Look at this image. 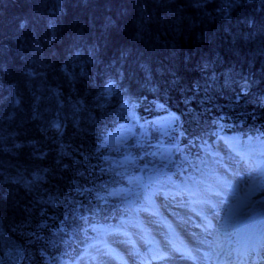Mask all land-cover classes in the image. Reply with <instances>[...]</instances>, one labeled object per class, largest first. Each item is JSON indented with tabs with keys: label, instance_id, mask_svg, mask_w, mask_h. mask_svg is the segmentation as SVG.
I'll return each instance as SVG.
<instances>
[{
	"label": "trees",
	"instance_id": "16d2710c",
	"mask_svg": "<svg viewBox=\"0 0 264 264\" xmlns=\"http://www.w3.org/2000/svg\"><path fill=\"white\" fill-rule=\"evenodd\" d=\"M191 5L0 0V192L11 195L0 207V264L68 263L86 249L88 222L115 221L87 209L119 211L117 189L134 176L197 172L220 135L264 139V3L237 7L230 21L214 11L219 0ZM141 8L152 21L137 41ZM108 17L123 31L105 35ZM110 80L118 90L101 97ZM168 116L175 124L151 143L106 145L122 127ZM37 173L44 179L29 191Z\"/></svg>",
	"mask_w": 264,
	"mask_h": 264
},
{
	"label": "rangeland",
	"instance_id": "374dc122",
	"mask_svg": "<svg viewBox=\"0 0 264 264\" xmlns=\"http://www.w3.org/2000/svg\"><path fill=\"white\" fill-rule=\"evenodd\" d=\"M168 117L152 125L122 127L106 141V145L112 147L135 137L151 143L153 134H167L175 124L174 118ZM219 138L220 140L205 150V160L198 166V172L201 171L202 175L196 174L195 178L191 174L183 175L181 183L174 181L163 171L147 175L138 174L129 181L128 186L117 189V193L124 199L116 200L121 206L119 211L115 208H105L103 204L100 207L88 208L86 216L93 214L97 218L103 216L108 217V220L114 218L117 225L104 229L99 233L98 240L89 242L90 235L100 226L95 222H88V227L83 233L86 238V252L76 261L70 260L65 264H143L142 258L150 257L154 247H162L165 238L173 239L178 246L186 245L197 253L194 256L198 259L180 261L178 264H215L216 259L208 261L209 254L214 255L216 248L221 252L228 240H233L235 235L239 234L240 225L257 216H260L258 222L264 221V194L257 193L250 200L241 199L248 182L247 173L253 171L254 176L264 173V140H242L235 135L233 137L220 135ZM159 141L161 143L162 138H159ZM172 146L168 145L166 155L170 154ZM214 146L215 148H212ZM163 150L161 147L160 151ZM237 152L241 155L238 156ZM126 161L129 160L126 159L124 162ZM207 167H211L210 172H207ZM192 180L203 181L195 196L190 190ZM259 182L258 180L257 183ZM208 186L213 191L223 193L219 197L211 198L215 204L214 209L194 203L209 196L204 190ZM225 199L228 203H224ZM194 207L201 213L200 216L192 211ZM153 211L159 215L152 216ZM111 212L115 217L111 216ZM207 213H210L208 218ZM119 214L121 216H118ZM92 220H95V217ZM209 220L211 228H207ZM168 224L172 225L171 233L166 227ZM260 224L261 222L257 227ZM212 237L223 239L214 241ZM73 240L74 243L77 242L75 238ZM227 258L231 257L227 255ZM151 264L163 262L154 260Z\"/></svg>",
	"mask_w": 264,
	"mask_h": 264
},
{
	"label": "snow or ice",
	"instance_id": "6c2138e0",
	"mask_svg": "<svg viewBox=\"0 0 264 264\" xmlns=\"http://www.w3.org/2000/svg\"><path fill=\"white\" fill-rule=\"evenodd\" d=\"M81 2H86V0H81ZM133 3L137 2V0H132ZM156 3L166 2V3H172L173 0H155ZM255 2V0H219V5L214 9V11L223 19L226 21L231 20V13L237 8L244 6L246 3ZM260 3H264V0H259ZM216 3V0H192V7L196 9H203L207 10L208 6L210 4ZM127 10H123L120 15L126 16ZM206 15L210 16V13L208 11L205 12ZM152 21V17L145 14V10L141 8L139 10L138 18L134 21L136 32L134 35V40H142L144 38V33L147 31V24ZM254 22L252 20L248 21L249 25H252ZM20 28L24 27V23L22 22L19 25ZM104 30L105 35L110 34L112 31L116 32H122L123 29L119 27L117 20H113L111 17L106 18V22L104 24ZM206 34H201L200 39L203 40L205 38ZM128 49L125 48L122 50V54L127 52ZM178 55L176 53L175 48L172 49V58L174 59L175 56ZM191 59V55L185 54L184 60L185 62L189 61ZM2 70V69H0ZM27 75L32 76L34 73H28ZM118 90L116 87V84L114 81H108L103 86V90L100 93L101 97L111 95L113 91ZM15 104H19L20 101L16 100L14 101ZM51 127L55 129L56 135L62 136L63 135V126L59 121H54L51 124ZM17 148L22 147L21 145H16ZM0 150L2 149V138H0ZM42 156L45 154H41ZM237 155H241L239 152H237ZM243 158V157H242ZM251 167V165L249 166ZM44 177L40 176L38 173L35 176V180L30 182L26 185L29 191L32 190V184L37 183L38 181L43 180ZM243 180L244 177H241ZM260 181L257 183V181ZM247 184L245 185V191L242 194L241 199L242 200H250L252 196H254L257 193L264 194V173H262L260 176H254L253 171H249L247 173ZM203 184V181H191V189L193 191V195H197V191L200 187V185ZM187 187V185H186ZM207 193H209V196L205 199H198L194 203H198L201 205H206L209 208L214 209L215 204L212 202V197H219L223 193L221 191H213L210 186L206 187L204 189ZM233 195H235V190H233ZM11 199V195L5 196L2 192H0V207ZM224 203H228L227 199L224 200ZM193 212L196 213L197 216H200L201 213L197 211V209L194 207L192 209ZM152 216L159 215L158 212L153 211ZM43 215V213H42ZM218 215V213H216ZM204 218V217H202ZM66 219V218H65ZM81 219H85V217H81ZM41 227H46L47 225L41 224ZM168 231L171 233L173 232L172 225L168 224L166 225ZM197 227H200V225H197ZM212 224L211 221H207V228H211ZM59 231H63V228H60ZM148 243H151V241H148ZM135 246V245H133ZM152 255L149 258V264H151L152 260L156 261H162L163 264H178L180 261H189V260H196L198 259L196 256H193L192 252L187 247H181L178 246L173 239L165 238V241L163 243V246H157L152 249ZM139 253H137V256ZM229 264H264V243L252 245L250 247H245V249L241 252H237L235 261L230 260Z\"/></svg>",
	"mask_w": 264,
	"mask_h": 264
},
{
	"label": "bare ground",
	"instance_id": "6f19581e",
	"mask_svg": "<svg viewBox=\"0 0 264 264\" xmlns=\"http://www.w3.org/2000/svg\"><path fill=\"white\" fill-rule=\"evenodd\" d=\"M260 216H257L251 220H247L246 227L244 226L242 229H239V234L235 236V238L232 240H228L232 244L231 247H233L232 252L234 253V256L236 257L237 252H241L245 249V247H250L252 245L260 244L264 242V221H260L261 224L259 227L257 225L260 223L257 220ZM214 241H218L223 239L219 237H212ZM232 241V242H231ZM217 250L216 256H222V252L219 253V248ZM227 250L226 247H224V252ZM213 254H211L212 258ZM210 259V258H209ZM222 259V258H221Z\"/></svg>",
	"mask_w": 264,
	"mask_h": 264
}]
</instances>
